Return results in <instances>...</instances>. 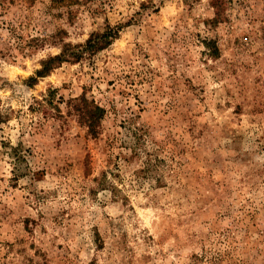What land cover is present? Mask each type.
<instances>
[{
	"label": "rangeland",
	"instance_id": "374dc122",
	"mask_svg": "<svg viewBox=\"0 0 264 264\" xmlns=\"http://www.w3.org/2000/svg\"><path fill=\"white\" fill-rule=\"evenodd\" d=\"M0 264H264V0H0Z\"/></svg>",
	"mask_w": 264,
	"mask_h": 264
},
{
	"label": "trees",
	"instance_id": "16d2710c",
	"mask_svg": "<svg viewBox=\"0 0 264 264\" xmlns=\"http://www.w3.org/2000/svg\"><path fill=\"white\" fill-rule=\"evenodd\" d=\"M116 35V31H109L108 33H106L103 36H96L95 34H91L90 37L87 39L84 47L82 50L85 51H95L97 49H100L102 47H104L105 45H107L110 40L115 37ZM82 50L78 51L79 54L82 53ZM65 51V50H64ZM70 56H74L77 53L74 52H70L69 53ZM66 58L64 55V52L58 54V55H54L51 57H48L46 60L42 61V68L40 70L37 71V75H44L46 73H48V71L50 69H52L53 67H55L56 64H59L60 62H62V60ZM93 111L97 114L94 115V113H92L91 111H89V108H86V110L84 111L83 115L86 113L87 117H86V121L87 124L90 128V130H92V132L94 131L93 129V124H95L97 122V118L98 116L100 117V115H102L103 109L95 106Z\"/></svg>",
	"mask_w": 264,
	"mask_h": 264
}]
</instances>
